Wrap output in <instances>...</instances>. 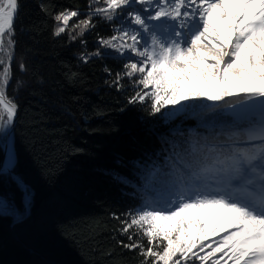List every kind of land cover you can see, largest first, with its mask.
Returning <instances> with one entry per match:
<instances>
[{
	"label": "snow or ice",
	"instance_id": "obj_1",
	"mask_svg": "<svg viewBox=\"0 0 264 264\" xmlns=\"http://www.w3.org/2000/svg\"><path fill=\"white\" fill-rule=\"evenodd\" d=\"M95 2L104 6L91 9L88 18L72 27L82 35L92 27V15L109 21L121 17L122 27L100 43L130 54L123 75H139L134 82L142 88L129 103L150 99L152 113L173 106L169 116L174 117L187 110L183 102L223 101V112L231 117L210 135L190 130L186 139L166 141L171 151L163 163L135 162L144 198L122 231L135 228L129 240L140 235L148 246L140 241L123 246L139 248L144 264L148 258L151 264H188L193 258L200 264H264V0ZM18 7V0H0V52L14 49ZM79 15L76 10L58 13L55 34L65 32ZM0 67L4 132L12 126L18 105L6 95L11 65L0 60ZM121 78L117 73L116 82ZM4 150L0 173L10 174L17 158L8 136ZM116 179L128 182L123 176ZM17 183L27 212L31 194L22 179ZM0 215L21 219L23 213L0 198Z\"/></svg>",
	"mask_w": 264,
	"mask_h": 264
},
{
	"label": "trees",
	"instance_id": "obj_2",
	"mask_svg": "<svg viewBox=\"0 0 264 264\" xmlns=\"http://www.w3.org/2000/svg\"><path fill=\"white\" fill-rule=\"evenodd\" d=\"M18 5L14 49L5 47L0 60L11 65L6 95L18 105L13 173L31 201L25 212L21 187L9 173L0 175V198L23 213L21 219L0 215V264H144L139 248L123 246L136 241L148 246L140 235L129 240L135 228L122 231L144 198L135 162L163 163L171 151L166 141L186 139L190 130L200 136L218 130L231 120L224 102L188 101L187 110L174 117L173 106L152 113L150 99L129 103L142 88L134 82L138 77L124 76L128 61L99 42L115 35L121 17L92 15V27L80 35L72 26L102 2L18 0ZM65 10L80 15L56 35L55 16ZM202 105L216 110L204 111ZM4 136L0 132V161Z\"/></svg>",
	"mask_w": 264,
	"mask_h": 264
},
{
	"label": "water",
	"instance_id": "obj_3",
	"mask_svg": "<svg viewBox=\"0 0 264 264\" xmlns=\"http://www.w3.org/2000/svg\"><path fill=\"white\" fill-rule=\"evenodd\" d=\"M17 118H18V112H17V115L15 117V120H14L12 126L10 128H8V129H6V136L10 137V139L12 140L13 148H14V129H15V125H16V122H17ZM1 148H2V153H3V157H2V161H3L4 158H5L6 153H5V150H4V144H2V143H1ZM14 150H15V148H14ZM15 153H16V151H15ZM16 158H17V156H16ZM1 174H4V173H0V175ZM10 176L15 182H17V177L15 176V174L13 172L10 173Z\"/></svg>",
	"mask_w": 264,
	"mask_h": 264
},
{
	"label": "rangeland",
	"instance_id": "obj_4",
	"mask_svg": "<svg viewBox=\"0 0 264 264\" xmlns=\"http://www.w3.org/2000/svg\"><path fill=\"white\" fill-rule=\"evenodd\" d=\"M137 6H138V5H137ZM137 6H136V7H137ZM73 19H74V18H73ZM73 19H72V20H73ZM72 20H71V21H72ZM71 21H70V22H71ZM117 28H121V27L116 26L115 29H114V32H115V30H116ZM115 34H116V33H115ZM99 42H100V40H99ZM122 56L125 57V59L129 62L130 54L125 53V54L122 55ZM131 58L135 59V57H131ZM137 77H138V79H139V75H137ZM183 103H185V102H183ZM212 103H213L212 101H209L207 104L210 105V104H212ZM179 107H180V106H179ZM179 107H178V108H179ZM2 133H3V134L5 133V136H6V130H5L4 132H2Z\"/></svg>",
	"mask_w": 264,
	"mask_h": 264
},
{
	"label": "bare ground",
	"instance_id": "obj_5",
	"mask_svg": "<svg viewBox=\"0 0 264 264\" xmlns=\"http://www.w3.org/2000/svg\"><path fill=\"white\" fill-rule=\"evenodd\" d=\"M11 143H12V140H11ZM2 144H4V142H2Z\"/></svg>",
	"mask_w": 264,
	"mask_h": 264
}]
</instances>
